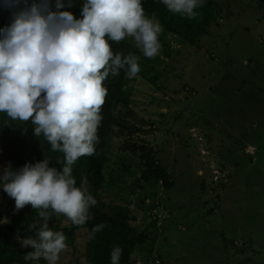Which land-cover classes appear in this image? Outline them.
I'll return each mask as SVG.
<instances>
[{
    "label": "rangeland",
    "instance_id": "obj_1",
    "mask_svg": "<svg viewBox=\"0 0 264 264\" xmlns=\"http://www.w3.org/2000/svg\"><path fill=\"white\" fill-rule=\"evenodd\" d=\"M217 2L223 5L219 25L199 45L162 26V90L141 72L132 82L135 110L155 129L147 138L175 181L171 190L159 186L152 199L133 194L131 205L105 195L109 203L148 209L150 218L137 211L139 232L160 218L149 228L156 237L137 249L133 264H160L157 254L162 264H264V0ZM169 48L171 57L165 55ZM117 155L110 163L115 175L136 186L141 163L129 173L132 167L121 169L113 160ZM156 199L159 209L151 208ZM76 238L84 263L88 235Z\"/></svg>",
    "mask_w": 264,
    "mask_h": 264
},
{
    "label": "clouds",
    "instance_id": "obj_2",
    "mask_svg": "<svg viewBox=\"0 0 264 264\" xmlns=\"http://www.w3.org/2000/svg\"><path fill=\"white\" fill-rule=\"evenodd\" d=\"M173 14L193 19L203 0H161ZM13 13L9 26L0 29V113L12 121H31L35 134L46 138L53 151L64 154L62 170L44 159L19 170L6 167L0 176L3 190L17 210L31 205L38 219L28 228L37 238L22 240L33 250L25 260L58 264L67 248L62 231L49 227L52 214L66 216L74 225L90 219L96 198L73 176V165L95 153L101 110L108 95L104 81L126 69L128 78L140 72L135 54L114 53L111 42L133 38L147 58L159 54L162 25L145 13L142 0H86L82 19L61 11L64 0H2ZM104 225L92 231L99 232ZM122 249L111 251V264H119Z\"/></svg>",
    "mask_w": 264,
    "mask_h": 264
},
{
    "label": "trees",
    "instance_id": "obj_3",
    "mask_svg": "<svg viewBox=\"0 0 264 264\" xmlns=\"http://www.w3.org/2000/svg\"><path fill=\"white\" fill-rule=\"evenodd\" d=\"M85 3L86 0H68L64 4L69 10L64 7L63 11H70L75 18L82 19ZM142 4L146 15L155 16L168 32L193 45L202 43L203 36H210V28L212 25H219L218 19L223 9L222 3L217 0H203L202 5L196 9V17L189 19L171 13L161 0H142ZM12 19V11L0 6V29L9 26ZM126 39L119 43L110 41L114 53L137 55L139 65L146 62L140 68V76L147 79L157 90H162L164 86L159 81L165 73L160 63L163 59L160 60V56L157 55L154 58L145 57L135 44L127 42ZM172 53L171 49L165 50L167 57H171ZM133 81L134 78H128L126 69H121L115 76L110 73L104 81L108 95L101 110L102 121L98 128L99 139L95 145V153L80 157L73 165V176L77 186H81L86 178V187L96 198L97 204L90 208V219L83 226L74 225L64 215L52 214L48 222L49 227L54 231H62L67 244L58 264H111V251L116 246L122 249L119 264H133L132 257L137 249L156 237L155 234L149 233V228L159 223L158 216L156 220L149 222L150 226L139 232L133 222L136 221L139 215L137 211L140 210L133 208L136 209L133 211L131 206L114 201L109 203L105 196L114 194L119 200L131 205L134 203L130 200L133 194L144 201L156 196L159 186H163L164 190H171L175 185L174 172L158 157L157 145L147 138L155 131L152 122L135 110ZM114 152L118 155L113 160L121 165V169L132 167L129 173L137 171L141 163L140 175L133 183L136 186L130 188L123 175L120 173L115 175L110 166ZM247 155L251 156L248 152ZM63 158L62 152L51 149L43 134L40 136L35 134V125L31 121H12L5 113H0V176L6 167H11L15 171L27 163L35 164L44 159L50 161L49 166L62 170L63 165L59 161ZM125 191L127 194H124ZM160 206V200H153L151 208L159 209ZM142 210L143 208L140 211L141 215L151 217L148 209L144 213ZM37 219L38 210L33 209L31 205L17 210L15 200L0 185V264H47L43 259L25 260V254L33 249L30 246L18 245L19 239L37 238L43 221L37 224L36 229L28 228ZM101 224L104 227L93 234L92 230ZM77 233L88 235L83 254L86 258L84 263L79 262L77 256L81 252L77 246ZM67 255L73 257L64 259ZM157 260L162 264L159 254Z\"/></svg>",
    "mask_w": 264,
    "mask_h": 264
}]
</instances>
